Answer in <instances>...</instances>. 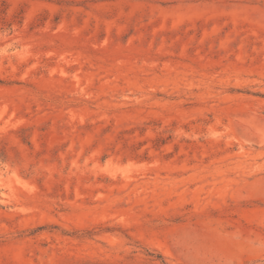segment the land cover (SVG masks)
<instances>
[{"label": "rangeland", "instance_id": "374dc122", "mask_svg": "<svg viewBox=\"0 0 264 264\" xmlns=\"http://www.w3.org/2000/svg\"><path fill=\"white\" fill-rule=\"evenodd\" d=\"M0 264H264V0H0Z\"/></svg>", "mask_w": 264, "mask_h": 264}]
</instances>
